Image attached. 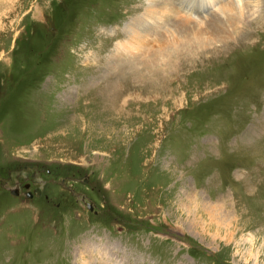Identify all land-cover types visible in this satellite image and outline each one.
Instances as JSON below:
<instances>
[{
  "label": "rangeland",
  "instance_id": "374dc122",
  "mask_svg": "<svg viewBox=\"0 0 264 264\" xmlns=\"http://www.w3.org/2000/svg\"><path fill=\"white\" fill-rule=\"evenodd\" d=\"M147 2L0 0V264H264V0Z\"/></svg>",
  "mask_w": 264,
  "mask_h": 264
},
{
  "label": "bare ground",
  "instance_id": "6f19581e",
  "mask_svg": "<svg viewBox=\"0 0 264 264\" xmlns=\"http://www.w3.org/2000/svg\"><path fill=\"white\" fill-rule=\"evenodd\" d=\"M250 2L251 0H148L142 9L144 15L136 18L132 37L142 42L144 39L149 38L148 36L156 29H163L164 32L170 31L168 26H174V23L179 21L178 19L182 18L183 14H199L200 16H195L197 25L193 27V24V28L189 31L198 30L207 33L218 27L220 19L217 14L223 10L222 6L236 7L240 10L244 8V3ZM225 14L222 13L221 17L225 18L227 16ZM209 15L210 19H208Z\"/></svg>",
  "mask_w": 264,
  "mask_h": 264
},
{
  "label": "water",
  "instance_id": "95a60500",
  "mask_svg": "<svg viewBox=\"0 0 264 264\" xmlns=\"http://www.w3.org/2000/svg\"><path fill=\"white\" fill-rule=\"evenodd\" d=\"M32 195H29V197H31ZM89 207L91 208V205H89Z\"/></svg>",
  "mask_w": 264,
  "mask_h": 264
}]
</instances>
